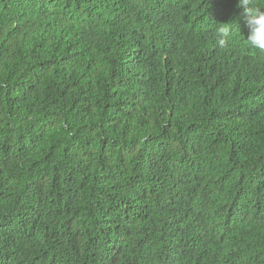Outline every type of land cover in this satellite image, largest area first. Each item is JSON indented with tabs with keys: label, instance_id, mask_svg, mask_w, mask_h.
<instances>
[{
	"label": "trees",
	"instance_id": "1",
	"mask_svg": "<svg viewBox=\"0 0 264 264\" xmlns=\"http://www.w3.org/2000/svg\"><path fill=\"white\" fill-rule=\"evenodd\" d=\"M238 3L0 0V264H264Z\"/></svg>",
	"mask_w": 264,
	"mask_h": 264
},
{
	"label": "clouds",
	"instance_id": "2",
	"mask_svg": "<svg viewBox=\"0 0 264 264\" xmlns=\"http://www.w3.org/2000/svg\"><path fill=\"white\" fill-rule=\"evenodd\" d=\"M238 8L243 9L247 38L244 42L252 50L264 52V8L254 5L253 0H239ZM227 27H220L216 32V40L219 46L223 47L228 42L234 30H240L231 23L222 24Z\"/></svg>",
	"mask_w": 264,
	"mask_h": 264
}]
</instances>
